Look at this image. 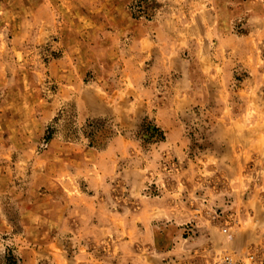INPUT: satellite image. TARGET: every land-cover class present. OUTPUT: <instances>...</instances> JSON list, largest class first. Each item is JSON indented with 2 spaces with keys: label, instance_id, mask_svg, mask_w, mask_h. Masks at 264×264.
Here are the masks:
<instances>
[{
  "label": "rangeland",
  "instance_id": "obj_1",
  "mask_svg": "<svg viewBox=\"0 0 264 264\" xmlns=\"http://www.w3.org/2000/svg\"><path fill=\"white\" fill-rule=\"evenodd\" d=\"M136 2L0 0V197L16 233L0 235L5 258L264 264V43L253 45L251 5L151 0L145 18ZM152 127L164 139L141 134ZM22 203L42 222L29 236Z\"/></svg>",
  "mask_w": 264,
  "mask_h": 264
},
{
  "label": "crops",
  "instance_id": "obj_2",
  "mask_svg": "<svg viewBox=\"0 0 264 264\" xmlns=\"http://www.w3.org/2000/svg\"><path fill=\"white\" fill-rule=\"evenodd\" d=\"M248 3L251 5V7L249 8L248 11V17H249V21L251 22L250 27L252 29L253 32H249L252 35H255L257 37L256 41L257 43H253V45L255 46L256 44H259L261 41L264 43V0H247ZM203 28L204 32H207V28L212 31L215 28V22L212 20H205ZM201 38H204L201 36ZM225 38H232L231 36H227V34H225L223 37L219 38L218 43H222L225 42L224 39ZM204 41V40H201ZM207 43V42H205ZM204 43V44H205ZM207 45V44H206ZM252 46V45H251ZM254 49V48H253ZM252 47L250 48V52H253ZM206 57V56H204ZM255 58V56H254ZM9 183H2L0 182V194L2 193V188H4L5 190H7V187H9ZM23 204V203H22ZM21 204V205H22ZM35 208H26L25 203L22 205V210L19 213V223L21 224V226L23 227V233L27 234V236H29V234H31V232H36L39 227L41 226L42 222L37 223V221L35 220ZM52 219H45L44 222H51ZM16 233L13 231V227L11 222L9 221V219L7 218V216H5V214L3 213V209H2V201H1V197H0V235L2 236H14ZM6 246L7 245V240L5 239H0V260H1V264L5 263V250H6ZM22 256L24 258H27L29 260H31L32 263L29 264H34L35 262L33 260H36L35 258V254H36V250L34 248H30V249H23L21 250ZM34 262V263H33Z\"/></svg>",
  "mask_w": 264,
  "mask_h": 264
},
{
  "label": "trees",
  "instance_id": "obj_3",
  "mask_svg": "<svg viewBox=\"0 0 264 264\" xmlns=\"http://www.w3.org/2000/svg\"><path fill=\"white\" fill-rule=\"evenodd\" d=\"M150 1L151 0H138V2L134 3L130 7L132 15L134 17H136V16H141L140 14H142V16H144L145 18H148L149 11L152 8L147 4ZM133 6L137 8L136 11L134 10ZM150 130H152V131L149 132V131L145 130L144 133H141V134H146L148 139H150V138H155V139H159V140L164 139L163 132L160 131L158 128L152 127V128H150ZM87 137H88L89 143L91 145L96 146V147L102 146V144H101V139L103 138L102 134L97 133V132H95V133L93 132V133H90V135H87ZM5 259L7 261V264H16V262L13 261V259L11 262V256L9 254V251H7Z\"/></svg>",
  "mask_w": 264,
  "mask_h": 264
},
{
  "label": "built area",
  "instance_id": "obj_4",
  "mask_svg": "<svg viewBox=\"0 0 264 264\" xmlns=\"http://www.w3.org/2000/svg\"><path fill=\"white\" fill-rule=\"evenodd\" d=\"M217 264H242L240 260H235L229 255H223L219 258Z\"/></svg>",
  "mask_w": 264,
  "mask_h": 264
}]
</instances>
